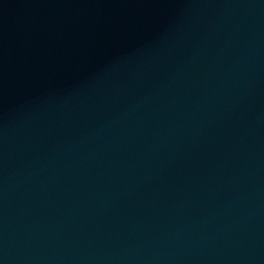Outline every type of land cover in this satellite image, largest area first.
I'll return each instance as SVG.
<instances>
[{
	"label": "water",
	"instance_id": "obj_1",
	"mask_svg": "<svg viewBox=\"0 0 264 264\" xmlns=\"http://www.w3.org/2000/svg\"><path fill=\"white\" fill-rule=\"evenodd\" d=\"M0 264H264V0H80L2 55Z\"/></svg>",
	"mask_w": 264,
	"mask_h": 264
}]
</instances>
